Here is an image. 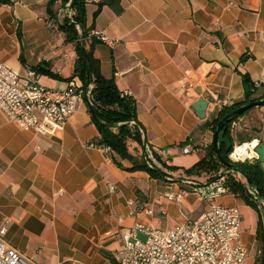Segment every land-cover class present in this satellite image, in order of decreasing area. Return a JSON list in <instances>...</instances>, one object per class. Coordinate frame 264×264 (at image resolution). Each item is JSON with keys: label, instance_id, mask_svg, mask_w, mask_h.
I'll list each match as a JSON object with an SVG mask.
<instances>
[{"label": "crops", "instance_id": "obj_1", "mask_svg": "<svg viewBox=\"0 0 264 264\" xmlns=\"http://www.w3.org/2000/svg\"><path fill=\"white\" fill-rule=\"evenodd\" d=\"M101 1L85 0L84 26L117 43L95 44L93 57L101 75L135 101L136 122L165 176L129 171L128 160L117 167L95 145L99 133L85 104L45 137L0 111V227L4 242L32 264H116L123 230H164L198 218L208 205L180 178L209 176L185 173L212 146L214 132L204 124L243 102L242 75L252 85L264 79V0H120V14L105 6L94 17ZM62 7L58 0H0V61L19 76L38 69L39 84L54 90L80 81L73 44L50 22L48 10L56 16ZM202 96L208 103L199 119L192 106ZM263 96L264 88L255 89V99ZM228 135L233 147L264 146V107L232 122ZM186 146L191 153L182 152ZM128 150L140 155L142 146ZM181 191L187 193L179 201L163 197ZM216 203L239 210L243 264H257L262 215L231 191Z\"/></svg>", "mask_w": 264, "mask_h": 264}, {"label": "built area", "instance_id": "obj_2", "mask_svg": "<svg viewBox=\"0 0 264 264\" xmlns=\"http://www.w3.org/2000/svg\"><path fill=\"white\" fill-rule=\"evenodd\" d=\"M74 11L70 3L60 9L50 22L54 26L64 20L73 22ZM76 29L80 32L79 26ZM86 39L113 48L117 41L107 37L102 31H89ZM254 89L264 88V79L253 84ZM92 85L84 87L78 80H72L65 89H48L39 84L36 71L28 69L23 76L0 61V111L6 119L25 131H33L39 136H47L54 126L64 125L81 104L92 106ZM129 125L138 130L143 145L142 156L149 168H158L149 144L144 142V131L134 121ZM257 141L233 147L228 155L232 163L252 162L258 159L255 152ZM109 150V149H107ZM237 150H239L237 152ZM184 154L192 152L191 147L182 149ZM227 175L236 176L223 169L204 179L180 178L188 185L191 193L207 203V209L194 220H185L169 229H158L146 224H137L122 231L121 247L114 253L116 264H243L248 250L241 238V215L237 208L222 206L216 200L230 193L226 185ZM240 177V176H239ZM245 186V180L242 179ZM246 187L247 193L257 198V192ZM187 191L177 195L165 193L168 201L181 200ZM258 209L264 208L259 202ZM129 205L133 203L129 202ZM151 214V210L140 208ZM136 210L131 211L134 215ZM5 228L0 227V264H32L26 257L3 240ZM140 236L142 238H140Z\"/></svg>", "mask_w": 264, "mask_h": 264}, {"label": "trees", "instance_id": "obj_3", "mask_svg": "<svg viewBox=\"0 0 264 264\" xmlns=\"http://www.w3.org/2000/svg\"><path fill=\"white\" fill-rule=\"evenodd\" d=\"M58 1H60L62 6L71 3V9L74 11L73 22L71 23L69 20H64L62 23L58 24L57 28L64 34L65 41L73 44L75 48L77 61L74 77L78 78L84 87L89 84L92 85V106H88V112L99 133V138L95 141V145L105 149L110 154L113 163L119 168H122L120 163L121 160H128L132 164V167L128 169L129 171H144L151 178L164 177L165 175L162 173L161 169L156 167L149 168L147 166L146 161H144L142 156V150L140 155H133L128 150L130 143H136L141 146L143 145V140L138 133V130L129 125L130 121H134L138 125L136 122V104L131 97L123 95L117 89L113 80L105 79L100 73L99 63L93 57L92 52L93 46L99 42L95 39H86L89 31L84 26L85 0ZM105 6L110 8L115 14H120L122 12L120 0H102L97 4V10L94 13V17H96ZM48 11L50 16L54 17L52 16V12L50 10ZM76 25L79 26L80 32L76 29ZM247 59L248 56L244 55L241 57L240 62H244ZM35 71L38 74V69ZM242 81L245 87V97L243 102L221 109L215 118L204 124L205 128H210L214 132L218 122L228 113L242 105L259 100L253 97L255 89L249 78L246 75H242ZM262 98H264V96ZM249 111L242 116L246 115ZM94 116L97 117L98 122L95 121ZM230 125L231 123L226 126V132L220 142V156L223 160L228 162H231L228 155L233 150V146L229 143L228 135ZM153 154L156 158V153ZM232 164L235 168L242 171L250 181V187L257 192V198L264 201V177L260 163L257 160H253L252 162H237ZM220 169H226V167H224L215 156L212 146H209L206 149L205 156L191 168L187 169L185 173L188 176L199 177L202 175H213ZM226 185L236 197L242 198L247 205L256 209L257 212L262 215L260 217L258 237L260 244L263 247L264 208L261 210L258 209V201L251 198L247 193L246 187L233 175H227ZM257 262V264H260L261 256Z\"/></svg>", "mask_w": 264, "mask_h": 264}, {"label": "water", "instance_id": "obj_4", "mask_svg": "<svg viewBox=\"0 0 264 264\" xmlns=\"http://www.w3.org/2000/svg\"><path fill=\"white\" fill-rule=\"evenodd\" d=\"M72 4L70 3V8ZM85 61V59H84ZM201 94V92H198ZM207 96H202L199 98L196 103L192 106V108L195 110L196 115L199 119H203L205 117V108L208 103L206 100ZM259 107H264V98L253 101L249 104L242 105L230 113H228L225 117H223L218 124L216 125V128L213 133V141H212V148L214 151L215 156L219 159V161L222 163L224 167H226L227 171L233 173L234 175L240 176L245 180V183L247 187L251 186L250 181L246 178V176L243 174L242 171L239 169L235 168L231 162L225 161L221 158L220 156V142L226 132V126L235 120H237L240 116H242L244 113L247 111L253 109V108H259ZM94 119L96 122H98L97 117L94 116ZM256 154L258 155V160L259 162H264V146L262 144H258V146L255 149ZM251 196V195H250ZM252 199L262 202L264 204V201L262 199H258L256 197L251 196ZM264 264V244L262 248V254H261V263Z\"/></svg>", "mask_w": 264, "mask_h": 264}, {"label": "bare ground", "instance_id": "obj_5", "mask_svg": "<svg viewBox=\"0 0 264 264\" xmlns=\"http://www.w3.org/2000/svg\"><path fill=\"white\" fill-rule=\"evenodd\" d=\"M239 150H237V152H238Z\"/></svg>", "mask_w": 264, "mask_h": 264}, {"label": "rangeland", "instance_id": "obj_6", "mask_svg": "<svg viewBox=\"0 0 264 264\" xmlns=\"http://www.w3.org/2000/svg\"><path fill=\"white\" fill-rule=\"evenodd\" d=\"M140 238H142V237L140 236Z\"/></svg>", "mask_w": 264, "mask_h": 264}]
</instances>
